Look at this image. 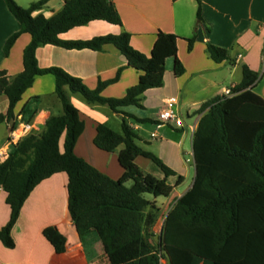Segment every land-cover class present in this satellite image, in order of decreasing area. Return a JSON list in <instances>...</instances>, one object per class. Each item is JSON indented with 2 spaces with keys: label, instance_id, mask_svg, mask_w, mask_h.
I'll return each mask as SVG.
<instances>
[{
  "label": "trees",
  "instance_id": "obj_1",
  "mask_svg": "<svg viewBox=\"0 0 264 264\" xmlns=\"http://www.w3.org/2000/svg\"><path fill=\"white\" fill-rule=\"evenodd\" d=\"M3 1L20 25V30L6 41L4 55L9 54L20 35L28 34L30 41L22 53L21 73L7 78L5 72H0V96L8 99L0 123L14 118L15 106L37 76L54 77V95L61 113L50 115L41 131H32L10 144L0 163V189L6 193L10 209L7 224L0 228V242L8 249L14 248L11 230L32 190L54 174L65 173L68 212L78 235L90 229L109 234L112 246L121 254L119 264H161V260L167 264H264V99L254 92L258 74L242 66V81L230 90L231 94L211 99L196 112L201 117L192 138L193 183L167 212L158 248L153 249L148 232L151 214L157 208L155 201L145 196L168 198L173 187L167 178L176 173L141 144V137L129 125L151 121L137 118L126 109H143L144 93L162 86L166 60L172 59L176 77L183 74L177 58V37L159 31L149 57L130 46V34L123 30L86 41H63L60 35L93 21L121 28L113 2L65 0L58 12L45 18L34 17L33 13L44 9L50 0H39L26 8L14 0ZM196 1L200 21V4ZM194 39L187 40L188 50ZM45 45L93 51L112 45L127 66L139 73L137 84L128 88L123 98H104L102 90L117 81L121 70L112 81L99 82L95 90H89L80 79L60 68L38 66L36 51ZM206 50L217 63L229 60L225 49L207 43ZM69 95H80L90 106H106L121 118L120 133L104 123L98 124L93 139L101 151L119 149L117 160L123 175L118 180L110 179L74 154L83 123ZM36 112L31 102L25 103L18 113L20 121L30 123ZM14 129L15 124L11 131ZM137 157L154 163L164 178L144 172L135 164ZM181 182L178 176L175 186ZM43 236L57 254L64 253L66 240L56 228L44 229Z\"/></svg>",
  "mask_w": 264,
  "mask_h": 264
},
{
  "label": "crops",
  "instance_id": "obj_2",
  "mask_svg": "<svg viewBox=\"0 0 264 264\" xmlns=\"http://www.w3.org/2000/svg\"><path fill=\"white\" fill-rule=\"evenodd\" d=\"M14 1L26 8L39 0ZM64 1L50 0L33 16L49 18L63 7ZM111 1L121 18V28L93 21L60 35V39L86 41L98 36L117 35L123 30L130 34V46L149 57L159 31L177 37V58L183 66V74L176 77L172 59L166 60L162 86L144 93L143 109H126L137 118L151 121L143 125L129 122V125L141 137V144L176 173V176L167 178L168 185L173 187L170 196L161 201L157 198L151 200L155 201L157 211L168 206L166 216L174 202L193 183V132L187 127L176 129L170 125H159L158 114L165 102L175 100L183 121L184 117L190 118L189 122L184 121L185 126H193L201 117L196 112L203 104L223 96L226 90L240 84L242 66L258 74L254 92L264 99V0H198L200 21L197 20L196 0ZM19 30V23L0 0V72H5L7 78L23 70L22 53L30 36L20 35L7 56L3 50L8 38ZM192 37L195 39L188 50L187 40ZM207 43L227 50L229 60L221 63L212 60L206 50ZM36 60L42 69L57 67L80 79L89 90H95L99 82L112 81L117 71L121 70L117 81L108 84L101 92V96L110 99L123 98L127 89L137 84L139 77V73L127 66L125 58L112 45H105L100 51L67 50L45 45L37 49ZM54 87L52 75L35 77L15 106L14 118L0 123V163L7 154V139L13 124L17 131L22 125H29L31 132H39L50 115L61 113ZM35 97L37 101L32 102ZM69 99L83 123L82 133L74 145V154L110 179L118 180L123 175L117 160L119 149L111 153L101 151L95 147L93 139L98 124L104 123L112 129L111 122L117 118L121 123V118L106 106H90L75 95H69ZM27 102L37 109L30 123L20 121L18 115ZM7 108L8 99L1 95L0 114H5ZM62 144L63 139L60 141L61 150ZM135 164L157 179L164 178L160 169L148 159L137 157ZM178 176L182 177V182L175 186ZM67 180L65 173H57L32 190L11 230L14 248L8 249L0 242V264H119L121 254L112 246L109 234L90 229L78 235L68 212ZM181 187L184 188L182 192L178 191ZM5 199L6 193L0 189V228L7 224L10 216ZM48 227L56 228L65 238L64 253L57 254L44 238L43 230Z\"/></svg>",
  "mask_w": 264,
  "mask_h": 264
},
{
  "label": "built area",
  "instance_id": "obj_3",
  "mask_svg": "<svg viewBox=\"0 0 264 264\" xmlns=\"http://www.w3.org/2000/svg\"><path fill=\"white\" fill-rule=\"evenodd\" d=\"M230 94H231V91L226 90L223 96H228ZM158 121H159V125L161 124L170 125L176 129H183L184 127H187L192 132L195 131L196 126H197V123L194 124L193 126H185L183 119L180 117L176 109L175 100H168L167 102H165L164 108L158 114ZM21 127L22 128L19 131H17V129L16 130L14 129L13 131H11L7 139L8 147L10 144H16L19 140H21L23 137H25L31 132V127L29 125H22ZM151 136L153 137L154 135H151ZM5 158H6V155L4 156V159Z\"/></svg>",
  "mask_w": 264,
  "mask_h": 264
},
{
  "label": "rangeland",
  "instance_id": "obj_4",
  "mask_svg": "<svg viewBox=\"0 0 264 264\" xmlns=\"http://www.w3.org/2000/svg\"><path fill=\"white\" fill-rule=\"evenodd\" d=\"M75 96L77 98H80V100H83V98L80 95H75ZM189 119L190 118L184 117L185 122H189ZM190 123H192V120H190ZM120 124H121L120 120L116 118L111 122L110 125L112 126V129H115L117 131V133H120L121 132ZM130 185H131L130 182L127 183V186H130ZM183 189L184 188H182V187L178 188V191L182 192ZM145 198H147L148 200L153 199V197L150 195H146ZM157 199H159L160 201L163 200L162 197H159ZM167 209H168V206L158 210L157 212H152V214H151L152 217H151V221H150L148 238H149L150 245L153 249L158 248L159 234H160L161 226H162L163 220L165 218V213H166ZM161 264H167V262L165 260H162Z\"/></svg>",
  "mask_w": 264,
  "mask_h": 264
},
{
  "label": "water",
  "instance_id": "obj_5",
  "mask_svg": "<svg viewBox=\"0 0 264 264\" xmlns=\"http://www.w3.org/2000/svg\"><path fill=\"white\" fill-rule=\"evenodd\" d=\"M195 173V172H194Z\"/></svg>",
  "mask_w": 264,
  "mask_h": 264
}]
</instances>
